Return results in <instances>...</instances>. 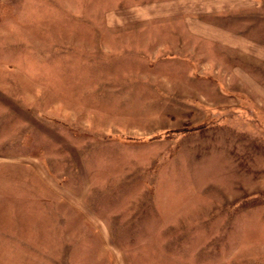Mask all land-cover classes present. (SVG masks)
<instances>
[{"label": "rangeland", "instance_id": "374dc122", "mask_svg": "<svg viewBox=\"0 0 264 264\" xmlns=\"http://www.w3.org/2000/svg\"><path fill=\"white\" fill-rule=\"evenodd\" d=\"M194 14L0 0V264H264V51L190 29L264 0Z\"/></svg>", "mask_w": 264, "mask_h": 264}, {"label": "crops", "instance_id": "0c3cea01", "mask_svg": "<svg viewBox=\"0 0 264 264\" xmlns=\"http://www.w3.org/2000/svg\"><path fill=\"white\" fill-rule=\"evenodd\" d=\"M253 2L251 3L250 0H183L184 4L190 6V12L195 13L194 15H190L189 17H185L186 19H192V20H197L202 23L206 21L208 24V21L211 22L212 17H217L221 16L223 13H238L242 12L245 9H249L251 7H254L257 3L261 2L262 0H252ZM209 3L211 5L208 8ZM186 9V8H185ZM181 9V11H178L180 13H187V10ZM202 12H206L203 17H199L198 15L201 14ZM208 19V20H207ZM205 20V21H204ZM212 23V22H211ZM205 24V23H204ZM195 26L197 24L195 23ZM190 27V25H189ZM211 27V26H210ZM214 27V28H213ZM191 31H194V33L197 35V40H208L207 37H210V42H216V43H223L225 46H233L232 48L237 50H240L241 48H248L250 50L249 44L252 43L253 46L252 52L255 53H260L264 51V45L262 43H258L255 39H251L249 36L244 35L242 31H237L233 29H228V28H222L221 26H212L210 29L211 30H216V33L214 32H208L201 27L199 28H191ZM211 35V36H208ZM216 36V37H214ZM209 41V40H208ZM262 57V55H260ZM264 57V55H263ZM262 57V58H263ZM264 60V58H263Z\"/></svg>", "mask_w": 264, "mask_h": 264}]
</instances>
